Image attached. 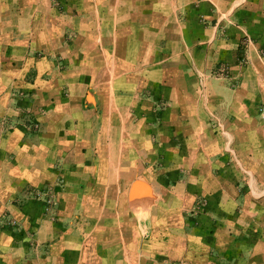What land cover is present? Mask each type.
Wrapping results in <instances>:
<instances>
[{
    "label": "crops",
    "instance_id": "1",
    "mask_svg": "<svg viewBox=\"0 0 264 264\" xmlns=\"http://www.w3.org/2000/svg\"><path fill=\"white\" fill-rule=\"evenodd\" d=\"M263 108L264 0H0V264H264Z\"/></svg>",
    "mask_w": 264,
    "mask_h": 264
},
{
    "label": "built area",
    "instance_id": "2",
    "mask_svg": "<svg viewBox=\"0 0 264 264\" xmlns=\"http://www.w3.org/2000/svg\"><path fill=\"white\" fill-rule=\"evenodd\" d=\"M263 113H264V108H263ZM41 195H43L42 192H41V193H38L37 196H41ZM47 201L50 202V199L48 198ZM0 219L2 220L0 224H9V225H15V224H16V222H15L14 220H11V219L7 216V213H6V212H5V213H2V214L0 215Z\"/></svg>",
    "mask_w": 264,
    "mask_h": 264
}]
</instances>
